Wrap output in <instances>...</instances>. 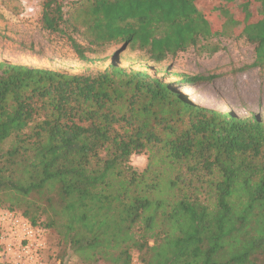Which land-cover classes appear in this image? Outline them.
I'll return each instance as SVG.
<instances>
[{
	"label": "trees",
	"instance_id": "16d2710c",
	"mask_svg": "<svg viewBox=\"0 0 264 264\" xmlns=\"http://www.w3.org/2000/svg\"><path fill=\"white\" fill-rule=\"evenodd\" d=\"M40 21L84 62L118 47L82 73L0 60V205L57 235L62 264H264V118L183 91L216 74L118 63L215 53L230 26L255 52L240 70L264 71V0H43Z\"/></svg>",
	"mask_w": 264,
	"mask_h": 264
},
{
	"label": "rangeland",
	"instance_id": "374dc122",
	"mask_svg": "<svg viewBox=\"0 0 264 264\" xmlns=\"http://www.w3.org/2000/svg\"><path fill=\"white\" fill-rule=\"evenodd\" d=\"M42 4L43 0H0V60L69 73L104 69L114 60L118 46L93 55L96 61L80 60L65 38L42 28ZM211 16L214 18L215 15ZM214 24L216 29L220 28L217 18H214ZM228 27L224 29L226 34L213 40L221 44L220 51L215 53L199 46L162 63H154L141 52L127 48L119 54L118 63L135 70H146L166 82L178 80L183 75L216 74L214 80L186 86L183 91L201 105L234 111L239 116L260 114L264 118V71L259 68L240 70L253 62L254 48L245 39L236 38L238 29ZM140 157H144V162H132L133 158ZM148 162V153L130 157V164L138 170L144 169ZM8 206L9 203L0 205V210L9 209ZM15 211L21 213L20 209ZM46 237L45 261L62 264L60 254L64 248L59 245L57 235L49 232ZM67 259L66 264H80L75 256ZM131 264H143L139 252H134Z\"/></svg>",
	"mask_w": 264,
	"mask_h": 264
},
{
	"label": "built area",
	"instance_id": "2783aa9c",
	"mask_svg": "<svg viewBox=\"0 0 264 264\" xmlns=\"http://www.w3.org/2000/svg\"><path fill=\"white\" fill-rule=\"evenodd\" d=\"M47 233L15 210H0V264H47Z\"/></svg>",
	"mask_w": 264,
	"mask_h": 264
},
{
	"label": "clouds",
	"instance_id": "9594fccd",
	"mask_svg": "<svg viewBox=\"0 0 264 264\" xmlns=\"http://www.w3.org/2000/svg\"><path fill=\"white\" fill-rule=\"evenodd\" d=\"M133 163H142L144 162V157H140L139 159L133 158Z\"/></svg>",
	"mask_w": 264,
	"mask_h": 264
}]
</instances>
